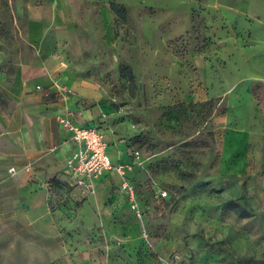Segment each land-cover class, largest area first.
<instances>
[{
    "label": "rangeland",
    "instance_id": "obj_1",
    "mask_svg": "<svg viewBox=\"0 0 264 264\" xmlns=\"http://www.w3.org/2000/svg\"><path fill=\"white\" fill-rule=\"evenodd\" d=\"M32 15L61 50L60 117L97 129L123 172L92 194L55 186L71 257L264 264V0H0L10 60L38 61Z\"/></svg>",
    "mask_w": 264,
    "mask_h": 264
},
{
    "label": "crops",
    "instance_id": "obj_2",
    "mask_svg": "<svg viewBox=\"0 0 264 264\" xmlns=\"http://www.w3.org/2000/svg\"><path fill=\"white\" fill-rule=\"evenodd\" d=\"M13 23L17 33L16 16ZM24 26L37 62L10 60L0 42V264H50L62 258L70 264H94L88 253L71 257L70 248L62 245L50 205L56 185L71 182L79 189L66 166L75 146L57 121L64 102L52 97L56 95L53 53L61 50L37 17L32 15ZM107 151L116 166L109 145ZM114 178V171L107 173L96 182V189L105 190Z\"/></svg>",
    "mask_w": 264,
    "mask_h": 264
},
{
    "label": "built area",
    "instance_id": "obj_3",
    "mask_svg": "<svg viewBox=\"0 0 264 264\" xmlns=\"http://www.w3.org/2000/svg\"><path fill=\"white\" fill-rule=\"evenodd\" d=\"M57 121L70 135L69 139L75 146L66 166L70 170L76 186L82 192L85 194L94 193L96 182L111 171L115 170L114 172L120 177L123 176L122 168L112 164L107 154V143L97 129L78 126L67 117H58ZM10 172H14V169H10ZM121 188L132 196V188L127 182L123 181Z\"/></svg>",
    "mask_w": 264,
    "mask_h": 264
},
{
    "label": "trees",
    "instance_id": "obj_4",
    "mask_svg": "<svg viewBox=\"0 0 264 264\" xmlns=\"http://www.w3.org/2000/svg\"><path fill=\"white\" fill-rule=\"evenodd\" d=\"M111 9L116 13V14H118V15H120V16H122L123 15V13H124V9L122 8V7H120L119 5H117V4H112L111 5ZM125 70H127V71H129L128 69L129 68H124Z\"/></svg>",
    "mask_w": 264,
    "mask_h": 264
}]
</instances>
